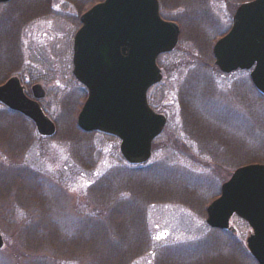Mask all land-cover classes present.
I'll list each match as a JSON object with an SVG mask.
<instances>
[{"label": "rangeland", "instance_id": "obj_1", "mask_svg": "<svg viewBox=\"0 0 264 264\" xmlns=\"http://www.w3.org/2000/svg\"><path fill=\"white\" fill-rule=\"evenodd\" d=\"M248 1L163 0L160 4L161 18L178 26L179 39L172 52L157 59L162 79L148 91L152 109L165 117L166 124L153 141L145 166L159 172V177L147 182L162 185L167 197L146 204L141 229H126L121 237L120 249H124L138 233L139 245L134 250L139 247V251H132L126 264H160L167 250L194 247L205 240V209L219 195L221 184L252 159L264 164V98L254 90L249 71L222 74L211 54L214 43L229 30L236 8ZM94 4L87 0L77 6L69 0H15L0 5V86L16 77L31 98L30 87L40 85L45 97L39 105L56 129L53 137L41 138L25 121L22 127L29 144L16 165L39 175L46 207L61 237L72 235L79 216L105 210V205L89 202L88 189L103 175L128 167L117 139L84 134L76 126L86 90L72 75V41L80 15ZM4 127L0 131H10L13 141L9 142L16 146L21 136L14 125ZM2 141L0 166L7 167L13 160L3 147L6 140ZM121 179L112 187L124 197L126 190L120 185L128 179ZM2 204L0 264H25L13 253L20 244L16 230L25 223V215L13 206L3 213ZM230 226L236 230L239 250L253 260L246 248L250 228L235 216ZM203 246L194 252L188 248L192 253L166 256L171 264H253L235 255L228 262L224 258L227 251L211 252Z\"/></svg>", "mask_w": 264, "mask_h": 264}, {"label": "water", "instance_id": "obj_2", "mask_svg": "<svg viewBox=\"0 0 264 264\" xmlns=\"http://www.w3.org/2000/svg\"><path fill=\"white\" fill-rule=\"evenodd\" d=\"M11 1L0 0V4ZM79 22L73 38L72 75L87 96L76 125L84 133L117 138L128 164H144L166 122L148 106L146 94L161 81L156 59L174 50L179 28L161 19L157 0H103L82 14ZM212 56L223 74L251 70V84L264 96V0L236 9ZM23 90L17 78H10L0 86V104L30 120L39 136L52 137L55 126L37 103L45 92L33 85L34 100H30ZM234 214L251 230L246 238L249 254L257 264H264V164L244 165L232 172L218 198L206 208V224L234 233L229 227Z\"/></svg>", "mask_w": 264, "mask_h": 264}, {"label": "trees", "instance_id": "obj_3", "mask_svg": "<svg viewBox=\"0 0 264 264\" xmlns=\"http://www.w3.org/2000/svg\"><path fill=\"white\" fill-rule=\"evenodd\" d=\"M69 1L77 6L81 0ZM90 1L97 3L102 0H87L89 4H94ZM158 1L163 5V0ZM148 100L151 106V101L149 98ZM25 121L28 122L16 113L6 109L0 110V124H5L0 130L8 124L14 125V131L21 136L19 146H15L14 142H9L12 140L10 131H0V142H3L2 138L6 140V146L3 147L10 155V160H13V164L10 162L11 165L7 167L0 166V201L3 203L1 209L6 213V210L13 206L25 215V223L16 230L17 237H20V244L13 249L16 260L25 264H57L61 261H77L80 264H126L128 256L139 251V247L134 250L139 245L138 233H134L129 246L124 245V249H120L121 237H124L126 229L130 231L133 228L135 232L141 229L146 204L155 201L159 203V200L167 197L162 185L155 187V183L147 182V179L159 177V172L144 164L122 167L103 175L88 189L87 194L90 203H95V206L105 205V210H93L89 216H79L74 223L72 235L61 237L58 226L46 207L39 175L29 168L16 165L19 155L29 144V137L22 127ZM262 160L264 162V158ZM255 162L259 161L252 159L249 164ZM119 178L131 181H121L125 183L120 185V188L126 190L124 197H120L117 187H112V183ZM204 244L211 252L227 251L224 258L228 262L234 255L249 258L245 251L239 250L235 236L230 232L208 229L205 240L196 242L195 248L178 247L173 248L170 253L167 250L159 263L171 264L168 256L186 251L192 253L188 248H192L194 252L198 247H204ZM217 255L220 256L221 253ZM250 261L254 264L253 260Z\"/></svg>", "mask_w": 264, "mask_h": 264}]
</instances>
